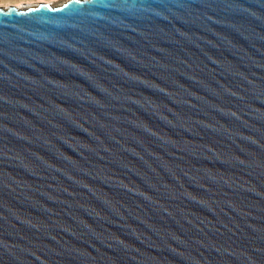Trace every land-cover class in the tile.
I'll return each mask as SVG.
<instances>
[{
	"label": "water",
	"instance_id": "95a60500",
	"mask_svg": "<svg viewBox=\"0 0 264 264\" xmlns=\"http://www.w3.org/2000/svg\"><path fill=\"white\" fill-rule=\"evenodd\" d=\"M0 264H264V0L0 7Z\"/></svg>",
	"mask_w": 264,
	"mask_h": 264
},
{
	"label": "rangeland",
	"instance_id": "374dc122",
	"mask_svg": "<svg viewBox=\"0 0 264 264\" xmlns=\"http://www.w3.org/2000/svg\"><path fill=\"white\" fill-rule=\"evenodd\" d=\"M54 2L55 5H60L67 0H0V6L6 5H33L40 2Z\"/></svg>",
	"mask_w": 264,
	"mask_h": 264
},
{
	"label": "bare ground",
	"instance_id": "6f19581e",
	"mask_svg": "<svg viewBox=\"0 0 264 264\" xmlns=\"http://www.w3.org/2000/svg\"><path fill=\"white\" fill-rule=\"evenodd\" d=\"M66 2V1H65ZM41 3V2H40ZM40 3H37V4H40ZM50 3H53V5H55L54 4V2H50ZM33 5H35V4H33ZM23 6V5H22ZM21 5H6V6H0L1 8H11V7H14V8H18V9H21V7H22Z\"/></svg>",
	"mask_w": 264,
	"mask_h": 264
},
{
	"label": "snow or ice",
	"instance_id": "6c2138e0",
	"mask_svg": "<svg viewBox=\"0 0 264 264\" xmlns=\"http://www.w3.org/2000/svg\"><path fill=\"white\" fill-rule=\"evenodd\" d=\"M41 7H47V5H42ZM33 11H36L38 9H32ZM53 10H60V9H53Z\"/></svg>",
	"mask_w": 264,
	"mask_h": 264
}]
</instances>
